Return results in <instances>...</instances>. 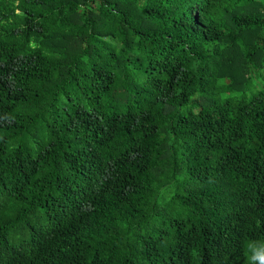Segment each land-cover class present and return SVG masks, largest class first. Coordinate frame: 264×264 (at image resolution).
<instances>
[{
	"label": "trees",
	"instance_id": "16d2710c",
	"mask_svg": "<svg viewBox=\"0 0 264 264\" xmlns=\"http://www.w3.org/2000/svg\"><path fill=\"white\" fill-rule=\"evenodd\" d=\"M264 0H0V264H259Z\"/></svg>",
	"mask_w": 264,
	"mask_h": 264
},
{
	"label": "clouds",
	"instance_id": "9594fccd",
	"mask_svg": "<svg viewBox=\"0 0 264 264\" xmlns=\"http://www.w3.org/2000/svg\"><path fill=\"white\" fill-rule=\"evenodd\" d=\"M251 259L254 262H259V264H264V250L252 249Z\"/></svg>",
	"mask_w": 264,
	"mask_h": 264
}]
</instances>
